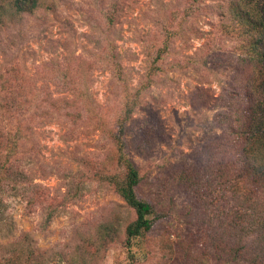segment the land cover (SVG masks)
Wrapping results in <instances>:
<instances>
[{"label":"rangeland","instance_id":"obj_1","mask_svg":"<svg viewBox=\"0 0 264 264\" xmlns=\"http://www.w3.org/2000/svg\"><path fill=\"white\" fill-rule=\"evenodd\" d=\"M13 1L0 0V264L256 255L264 242L242 239L226 216L212 146L264 71V31L237 24L264 0H38L23 13ZM122 123L137 195L163 214L131 248L136 214L117 191Z\"/></svg>","mask_w":264,"mask_h":264},{"label":"trees","instance_id":"obj_2","mask_svg":"<svg viewBox=\"0 0 264 264\" xmlns=\"http://www.w3.org/2000/svg\"><path fill=\"white\" fill-rule=\"evenodd\" d=\"M13 6L18 13H23L38 8L39 2L14 0ZM263 8L264 5L257 6L249 12L246 10L242 15H237L240 18L237 24L243 35L264 31ZM254 11H258L259 17L248 18L249 13ZM262 41L261 38L253 42V48L257 49ZM256 54L263 56L260 52ZM250 59L249 61H256L254 56ZM247 87L248 92L243 95L240 108L233 112L230 119L233 128L229 136L225 140L214 142L212 146V172L221 178L223 192L229 193L225 200L231 209L230 214L228 211L226 216L231 218L230 225L234 226L233 230L237 229L235 233L242 235V239L251 235L257 236V244L261 248L260 244L264 242V71L262 70L257 79L252 80ZM134 107L135 104H131L126 108L124 123L131 118ZM124 132L125 125L122 123L115 140L120 159L128 172L126 179L118 184L117 191L136 214V220L126 230L128 247L131 248V242L151 232L163 214L153 204L137 195L136 189L140 186L142 178L137 167L124 153ZM230 251V254L234 253ZM263 254L264 247L256 255L245 257L244 261L246 264H264ZM229 261L233 262V259Z\"/></svg>","mask_w":264,"mask_h":264}]
</instances>
